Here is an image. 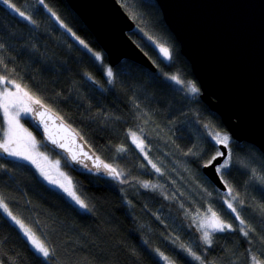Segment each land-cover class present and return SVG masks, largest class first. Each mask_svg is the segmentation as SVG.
Listing matches in <instances>:
<instances>
[{"label": "trees", "instance_id": "trees-1", "mask_svg": "<svg viewBox=\"0 0 264 264\" xmlns=\"http://www.w3.org/2000/svg\"><path fill=\"white\" fill-rule=\"evenodd\" d=\"M119 1L136 22L130 36L155 62L157 72L129 59L110 67L96 37L67 0H12L30 20L0 4V75L57 111L120 173L116 178L86 163H69L75 189L89 206L85 211L32 165L0 153V200L54 252L48 264H165L159 253L175 264H201L182 246L191 248L203 264H251L250 251L264 256L262 152L232 139L200 92L188 91L193 84L199 89V83L156 0ZM157 45L169 48L171 59ZM109 68L112 77L107 76ZM172 75L185 83L169 80ZM31 121V129L44 140ZM4 126L0 109V137ZM130 131L149 140L151 162L136 157ZM217 134L228 137L227 186L234 188L235 205L253 219L256 233L247 238L217 233L205 245L195 230L189 190L201 194L200 185L215 189L203 167L210 154L218 155ZM172 159L178 163L173 167ZM158 161L165 165L159 171ZM63 167L68 171L65 163ZM173 170L181 173L182 182ZM0 261L42 264L2 209Z\"/></svg>", "mask_w": 264, "mask_h": 264}, {"label": "water", "instance_id": "water-1", "mask_svg": "<svg viewBox=\"0 0 264 264\" xmlns=\"http://www.w3.org/2000/svg\"><path fill=\"white\" fill-rule=\"evenodd\" d=\"M67 2L92 31L109 64L115 66L129 59L158 71L155 62L130 36L136 22L119 0ZM156 2L182 54L191 63L200 98L221 117L232 139L255 145L264 156V0ZM41 105L33 107L44 112L46 127L35 114L33 122L46 143L64 151L74 166L86 163L95 171L106 170L103 166L109 164L81 133L52 107L43 102ZM49 136L65 147L53 144ZM219 146L224 155H217L203 171L215 186L227 190L218 166L229 150L227 145Z\"/></svg>", "mask_w": 264, "mask_h": 264}, {"label": "snow or ice", "instance_id": "snow-or-ice-1", "mask_svg": "<svg viewBox=\"0 0 264 264\" xmlns=\"http://www.w3.org/2000/svg\"><path fill=\"white\" fill-rule=\"evenodd\" d=\"M39 2L43 4L44 0H39ZM0 4L5 5L8 9L14 10L25 19H31V17H26L25 14L19 10L16 5L12 2V0H0ZM48 11L51 12V9L49 8ZM52 15L55 16V13H52ZM57 19L59 18L57 17ZM80 43L83 44L84 42L80 41ZM84 46L86 48L88 47L87 45ZM159 51L163 54L165 58L171 59V53L167 47L161 45L159 47ZM95 56L97 60H102V57L99 53H96ZM112 75V70L109 68L107 70V76L112 77ZM5 79V77H0V83H4ZM168 79L180 85H183L185 83L176 75H172L168 77ZM8 83L14 82L9 81ZM15 88V92L9 91L7 88H5L3 92H0V109H2L3 115L6 118L8 125L7 131L3 133V138L2 140H0V152L6 154L9 157H14L19 161H27L31 164H35L37 168L40 169L41 175L44 176V178L47 179L50 183L55 184L59 188L63 189V191L67 193V195L71 197L73 201H75V204L78 205L80 209L90 211L89 206L72 189L71 181L67 177L64 178V182H60L52 178L49 173L46 172L37 163V160L34 156L36 144L34 138L31 137V134H27L28 138L26 141H23L20 137L19 130L22 126L19 125V117L21 112H24L25 115L35 114L42 123H45V127L46 121L44 119V112L40 110V108L43 107V105H41V101L32 97L27 91H24L19 84H15ZM188 91L192 94H195L199 92V89L193 84L189 85ZM33 105H39L40 108H34ZM131 136L133 143H135L136 146L139 147L141 151H143V141L140 140L135 133H131ZM49 139H52V137L49 136ZM215 139L216 143L224 144L225 146L228 143L227 136L221 137L219 134H217ZM52 143L58 144L55 139H52ZM58 146L62 148L65 147V145L63 144H58ZM218 155L223 156L224 153H219ZM72 159L76 160L77 158L75 155H73ZM213 159H215V157ZM97 167H100V165H97ZM103 167L108 171L109 175H113L117 178L120 176V173L117 172V170L115 168H112L110 165H104ZM153 167H155V165H153ZM221 167H228V161L225 160ZM157 171H159V169H157ZM61 176H63V173H61ZM259 179L261 183H264V176H261ZM147 186L148 185H145V187ZM227 206L229 209L232 210V212H236V209L231 203H228ZM262 207H264V205H262ZM0 209H3L5 212H8L7 205L3 203L2 200H0ZM8 215L11 217V220L14 221L15 224L19 227V230L23 233V236L26 237L27 242L31 245V248L37 255V257L40 258L42 264H48L49 258L54 257V252L50 249V247L47 246V244L43 240L39 239L31 228L27 227L21 220L17 219V217L12 216L11 212H8ZM238 216L239 213H237V217ZM241 223L244 222L241 221ZM208 226L211 227L213 231L219 232H223L231 228V225L221 221L215 213L212 214L208 222ZM248 234L249 233L247 231L243 232V235L245 237H247ZM203 240L208 245H211L212 243L210 233L207 230L203 231ZM182 250L185 251L189 256H191L195 260L201 261V264H203L202 258L198 256L195 252H193L191 248L182 246ZM159 258L164 261H167V264H175V261L173 259L168 256H165L163 253H159ZM251 264H264V261L257 259L256 256H252Z\"/></svg>", "mask_w": 264, "mask_h": 264}, {"label": "rangeland", "instance_id": "rangeland-1", "mask_svg": "<svg viewBox=\"0 0 264 264\" xmlns=\"http://www.w3.org/2000/svg\"><path fill=\"white\" fill-rule=\"evenodd\" d=\"M26 17H28V16H26ZM160 46L161 45H157V49L158 50H159V47ZM161 55L163 56L162 53H161ZM108 65L110 67L112 66L109 63H108ZM112 67H114V66H112ZM0 77H3V76L0 75ZM8 82H9V80L5 79L4 83H0V92H3L5 90V88H7L9 91H12V92H15L16 91L15 84H17V83H8ZM22 89L24 91H26L24 88H22ZM29 117H31V118H29ZM26 118H29V119H27V121H26ZM3 119H4V125L5 126H4V130H3L2 133L6 132L7 131V127H8L7 120L4 117V115H3ZM31 119H32V121H31ZM30 121L32 123H34L33 122V116H32V114L25 115L24 112H21L20 113L19 125L22 126V127L19 130V135H20V137L22 138L23 141H26L27 140V138H28L27 137V134H31V137L34 138L35 144H36V150H35L34 156H35V158L37 160V163L46 172H48L49 175L52 178H54V179H56V180H58L60 182H64V178L67 177L71 181L72 189L82 199V197L78 194V192L75 189L74 181H73V176H72V174H71V172L69 170V165H70L69 163H71V165H73L72 162H71V160L69 159V157L67 156V154L64 151L58 150V149H56V148L48 145L45 140H41V138L38 137L34 133V131L31 129L32 128L31 127V123L29 124ZM131 133H135L136 136L140 140L143 141V151H141V149L139 147H137L135 143H133ZM2 138H3V136L0 137V140H2ZM128 141L130 142V147L134 148V150L136 151V157L137 158H140L141 161H143V162L144 161L147 162L148 160L151 162L153 160L152 153H151V150H150V148L152 149V146L150 145L151 143L149 142V140L147 138H144L142 135H140L139 133H137L135 131H130V133L128 135ZM218 151L219 152L217 154L222 153L219 147H218ZM215 155L214 154H210V159L212 160ZM164 156L167 157L168 154L167 153H164ZM45 157H46V159H45ZM229 157L230 156H229V153H228V155L224 159V161L218 166V170L221 173V175H222V177H223V179L225 181H226V179H225V177L223 175V171L225 169H227L228 167H230L231 162H229ZM10 158H13V159L17 160L14 157H10ZM211 160L208 163H210ZM225 160L228 161V167H221V165L225 162ZM21 162H25V163H28V164L32 165L36 169V171L38 172V174L47 183H49L54 188L60 190L61 192H63L73 203H75V201H73L72 198L69 197L67 195V193H65L63 191V189L59 188L57 185L52 184L47 179H45L44 176L41 175L40 169L37 168V166L35 164H31V163H29L27 161H21ZM64 163H65V166L68 169V171L63 167V164ZM174 163L175 164H178L176 161H173V159H172V161H171V166L172 167H173V164ZM82 164H84V163H82ZM155 164L157 165V167L159 168V170L165 168V165H164V163L162 161H160V162L158 161ZM171 166H170V168H172ZM173 171H174V175H176L179 178V180H181V182H182L183 176L181 175V173L178 170H173ZM61 173H63V176H61ZM111 176H113V175H111ZM113 177H115V176H113ZM226 183L228 184L227 181H226ZM196 185H198V183H196ZM213 186L215 187V189L214 190L211 189L212 191H210L206 187L200 185L201 194H196V191H194L192 189L189 190L193 194V196L191 195V197H189L190 198L191 205L193 204L192 208L190 209L191 215H192L193 219H195V221L197 222V227H196L195 230L200 235L199 239L203 242V244L207 245L204 242V240H203V231L204 230H207L210 233V238L213 237V239L217 237L216 236L217 233H220V234L221 233L222 234L225 233V235L232 234V233H237V234L242 235L243 237H245L243 235V232L244 231H247L249 234H251L252 232L253 233H256V226L254 225L253 219L251 217L249 219H246L248 217L245 216V215H243L240 212L241 211V208L238 209L236 207V205H235V201L237 202V200H236L237 199V196H236L237 194L233 190L234 188L232 189L231 187H228L227 190H224V189H220L219 187H217L215 185H213ZM217 200H219V202H217ZM228 203H231L233 205V207L236 209V212H232V215L226 213V211H228V210H226V208H228V206H227ZM3 212L11 219V217L8 215V212H5L4 210H3ZM213 213H215L216 216L221 221H223L226 224L231 225V228L230 229H227V230H225L223 232L213 231L212 228L208 226V222H209V220H210V218H211V216H212ZM237 213H239V216L238 217H237ZM224 215H229L230 218L229 217L226 218ZM241 221H243L244 223H241ZM245 238H247V237H245ZM187 244L189 246L191 245V243H187ZM252 256H256L257 259H259L261 261H264V256L263 255H260V254H258L256 252L250 251V260H251V257ZM163 262L165 264H167V261H164L163 260ZM249 263H251V262H249Z\"/></svg>", "mask_w": 264, "mask_h": 264}, {"label": "flooded vegetation", "instance_id": "flooded-vegetation-1", "mask_svg": "<svg viewBox=\"0 0 264 264\" xmlns=\"http://www.w3.org/2000/svg\"><path fill=\"white\" fill-rule=\"evenodd\" d=\"M33 116V115H32ZM2 153V152H1ZM2 154H4V153H2ZM5 155V154H4ZM5 156H7V155H5Z\"/></svg>", "mask_w": 264, "mask_h": 264}, {"label": "bare ground", "instance_id": "bare-ground-1", "mask_svg": "<svg viewBox=\"0 0 264 264\" xmlns=\"http://www.w3.org/2000/svg\"><path fill=\"white\" fill-rule=\"evenodd\" d=\"M216 156H217V155H216ZM216 156H215V157H216Z\"/></svg>", "mask_w": 264, "mask_h": 264}]
</instances>
